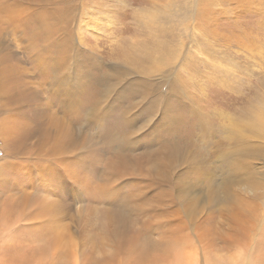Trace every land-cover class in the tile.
<instances>
[{"label": "rangeland", "instance_id": "obj_1", "mask_svg": "<svg viewBox=\"0 0 264 264\" xmlns=\"http://www.w3.org/2000/svg\"><path fill=\"white\" fill-rule=\"evenodd\" d=\"M219 3L0 0V264H264V0Z\"/></svg>", "mask_w": 264, "mask_h": 264}, {"label": "bare ground", "instance_id": "obj_2", "mask_svg": "<svg viewBox=\"0 0 264 264\" xmlns=\"http://www.w3.org/2000/svg\"><path fill=\"white\" fill-rule=\"evenodd\" d=\"M228 1H230V2H234V3H238V0H216V2L217 3H222V5H223V3L225 4V2H228ZM248 1H250V0H248ZM219 3V4H220ZM232 7V6H231ZM237 7V6H236ZM232 9V8H231ZM234 9V8H233ZM248 10V9H247ZM231 11V10H230ZM249 11H251V10H249ZM244 21L245 22H248V20L250 19V18H252V14H246L244 17ZM263 21H264V19H262ZM264 38V37H263ZM260 55V54H259ZM254 56V55H253ZM254 58V57H253ZM264 85V84H263ZM257 103V102H256ZM256 107H257V105H256ZM257 108H259V107H257ZM63 137V131H61V138ZM62 145H64V143L62 144ZM61 145V146H62ZM234 174H235V176H234ZM234 174H233V176H232V178H231V180H230V182H233V183H236V185L237 184H239L240 183V181H239V178H241L242 176H245V179H247V180H249V181H252L253 183L251 184V185H254V184H256V185H258L257 184V182L256 183H254L255 182V180H256V177H255V174H256V168L254 167V166H252L251 164H249L248 162H243L242 164H241V166L239 167V169L237 170V171H235L234 172ZM260 179L261 178H259L257 181H259L260 182ZM22 192V191H21ZM254 204V203H253ZM239 208H240V206L238 205V204H236ZM243 207V206H242ZM245 207V206H244ZM249 207V206H248ZM251 207V206H250ZM257 207V206H256ZM236 208V207H235ZM240 209H242V208H240ZM245 209V208H244ZM251 209V208H250ZM29 210V209H28ZM248 210V209H247ZM246 210V211H247ZM259 210V209H258ZM45 212V214H46V212H47V210H45L44 211ZM247 212H249V211H247ZM256 212H258V211H256ZM255 212V213H256ZM25 213V212H24ZM264 213V212H263ZM41 214V213H40ZM243 216V215H242ZM245 216H246V214H245ZM27 217V216H26ZM243 218V217H242ZM245 218H247V217H245ZM255 218V217H254ZM263 219V218H262ZM258 220V219H257ZM245 222V221H244ZM237 223H241V222H237ZM262 223V222H261ZM242 224H245V223H242ZM244 227V226H243ZM242 227V228H243ZM2 228V227H1ZM55 228V227H54ZM5 229V228H4ZM244 229V228H243ZM249 229V228H248ZM247 229V230H248ZM240 230V229H239ZM245 230V232H247L246 231V229H244ZM8 231V230H7ZM234 231V230H233ZM235 231H236V229H235ZM260 232V231H259ZM258 232V233H259ZM10 233V232H9ZM63 233V232H62ZM73 233V232H72ZM181 234H182V232H180ZM194 233V232H193ZM239 233V232H238ZM244 233V232H243ZM177 234V233H176ZM181 234H179V235H181ZM196 234V233H195ZM207 234V233H206ZM20 235V234H19ZM131 235V234H130ZM186 235V234H185ZM188 235V234H187ZM186 235V236H187ZM198 235V234H197ZM240 235H241V232H240ZM243 235V234H242ZM252 235V234H251ZM31 236V235H30ZM148 236V235H147ZM182 236V235H181ZM193 236V235H192ZM200 236V235H199ZM202 236V235H201ZM174 237H176L177 238V236H175L174 235ZM184 237V236H183ZM182 237V238H183ZM241 237V236H240ZM242 237H244V236H242ZM241 237V238H242ZM13 238H15V237H13ZM33 238V237H32ZM123 238V237H122ZM203 238V237H202ZM207 238V237H206ZM178 239H181V238H179L178 237ZM177 239V242L179 243L180 241ZM183 239H185V238H183ZM228 239V238H227ZM42 240V239H41ZM47 240V239H46ZM59 239L57 238V235H56V237H54V240H53V243L54 244H58L59 243V241H58ZM202 240V239H201ZM205 240V239H204ZM233 240V239H232ZM241 240V239H240ZM38 241V240H37ZM148 241V240H147ZM185 243L186 242H188L186 239L185 240H183ZM194 241V240H193ZM208 241V240H207ZM225 241V240H224ZM25 242V241H24ZM43 242V241H42ZM62 242V241H61ZM155 242V241H154ZM168 242H172V241H168ZM182 242V241H181ZM195 242V241H194ZM197 242H198V240H197ZM201 242V241H200ZM203 242V241H202ZM27 242H25V244H26ZM30 243V242H29ZM39 243V242H38ZM41 243V242H40ZM151 243V242H150ZM175 243L176 242H172V244H171V249H169V253H167L168 252V249H166V251H163V250H165V248H167V247H169V244L167 245V243H166V245L167 246H163V245H160V246H163V250H161V252H162V254L163 255H165V257H166V253L167 254H170V253H172L173 255H176L175 257H174V262L176 263V264H179L181 261L182 262H185V263H187V264H209V261H208V258H205L204 256H201L200 255V252L199 253H196L193 249L192 250H190V249H186V248H184L183 246V243H182V245L183 246H180V247H183V248H179V249H177V248H174L175 246ZM189 243V242H188ZM192 243V242H191ZM208 243V242H207ZM7 244V243H6ZM17 244V243H16ZM15 244V245H16ZM31 244V243H30ZM35 244V243H34ZM42 244V243H41ZM196 244V243H195ZM225 244L226 245H230L229 244V242H225ZM232 244H235V243H232ZM239 244V243H238ZM243 244V243H242ZM259 243H257L256 245H254L255 246V248H256V246L258 245ZM181 245V244H180ZM192 245V244H191ZM200 245H201V243H200ZM205 245V244H204ZM208 245V244H207ZM214 245V244H213ZM261 245V244H260ZM260 245H258V246H260ZM24 246V245H23ZM149 246V245H148ZM156 246V245H155ZM194 246V245H193ZM222 246V245H221ZM237 246V245H236ZM250 246V245H249ZM263 246V245H262ZM198 247V246H197ZM252 247V246H251ZM36 249H37V247H35ZM136 248V247H135ZM132 249V250H128L126 253H124V255H121V257H122V264H129L130 262H128V258H129V256H131V254H132V256L133 255H135L136 253H139V257H138V261H142V260H145V259H147L148 258V256L147 255H142V252L143 251H145V252H147V253H149V251L148 250H146V249H142L143 251H141V250H136V249ZM161 248V247H160ZM205 248V247H204ZM238 248H240V247H238ZM247 248V247H246ZM1 249V248H0ZM162 249V248H161ZM208 249V248H207ZM207 249H206V252H207ZM257 249V248H256ZM3 250H4V248H3ZM150 250H152V249H150ZM160 250V249H159ZM197 250H199V249H197ZM212 250V249H211ZM210 250V251H211ZM261 250V249H260ZM263 250V249H262ZM17 251V250H16ZM19 251V250H18ZM137 251V252H136ZM200 251V250H199ZM203 251H205V250H203ZM232 251H234V250H232ZM150 252H152V251H150ZM156 252H159L160 253V251H156ZM235 252V251H234ZM238 251H236V253H237ZM250 252H251V250H250ZM255 252V251H254ZM33 253V252H32ZM51 253V252H50ZM153 253H154V251H153ZM214 253H216V252H214ZM232 253V252H231ZM29 254H31V252H29ZM41 254V253H40ZM53 254V253H52ZM56 254V253H55ZM172 255V256H173ZM251 255V254H250ZM137 256H138V254H137ZM169 256V255H168ZM171 256V257H172ZM221 256V255H220ZM225 256H227V255H225ZM237 256V255H236ZM18 257V256H17ZM16 257V258H17ZM45 257H47L48 258V256H45ZM51 257V256H50ZM53 257V256H52ZM152 257V256H151ZM158 257H159V255H158ZM164 257V256H163ZM162 257V258H163ZM199 257V258H198ZM204 257V258H203ZM233 257L234 256H229L227 259H223L222 257H221V260H227V262H231L232 261V263L233 264H235L236 263V260L235 259H233ZM19 258V257H18ZM41 258V257H40ZM159 258H161V255H160V257ZM166 258H168V257H166ZM170 258V257H169ZM236 258V257H235ZM247 258V257H246ZM12 260H13V258H11ZM45 259V258H44ZM134 259H136V257L134 258ZM140 259V260H139ZM171 259V258H170ZM20 260H21V258H20ZM41 260V259H40ZM43 260V259H42ZM156 259L154 258V260L153 261H155ZM159 260V259H158ZM243 260V259H242ZM25 261L26 260H24V264H25ZM46 261V260H45ZM152 261V262H153ZM167 261H169L170 262V260H168L167 259ZM247 261L249 262V264H256V261L254 260V259H252L250 256H248V258H247ZM29 262H31V261H29ZM56 262V261H55ZM132 262H135V261H132ZM9 263V262H8ZM65 263H67V262H65ZM138 263V262H137ZM237 263H238V261H237ZM236 263V264H237ZM7 264V263H6ZM13 264V263H12ZM27 264H28V260H27ZM30 264V263H29ZM31 264H32V262H31ZM60 264H61V262H60ZM148 264V263H147ZM159 264H160V262H159ZM169 264V263H168ZM213 264H219V263H213ZM228 264V263H227ZM246 264H248L247 262H246ZM260 264V263H259Z\"/></svg>", "mask_w": 264, "mask_h": 264}]
</instances>
